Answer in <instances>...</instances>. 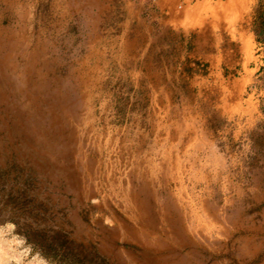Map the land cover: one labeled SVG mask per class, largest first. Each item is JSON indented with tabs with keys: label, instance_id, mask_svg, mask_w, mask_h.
I'll use <instances>...</instances> for the list:
<instances>
[{
	"label": "rangeland",
	"instance_id": "rangeland-1",
	"mask_svg": "<svg viewBox=\"0 0 264 264\" xmlns=\"http://www.w3.org/2000/svg\"><path fill=\"white\" fill-rule=\"evenodd\" d=\"M0 264H264V0H0Z\"/></svg>",
	"mask_w": 264,
	"mask_h": 264
}]
</instances>
